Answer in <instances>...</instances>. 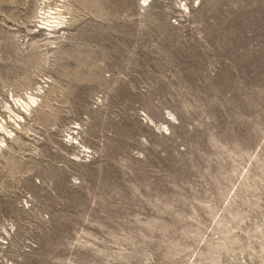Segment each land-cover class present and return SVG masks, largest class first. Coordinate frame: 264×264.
I'll return each instance as SVG.
<instances>
[{
	"label": "rangeland",
	"instance_id": "374dc122",
	"mask_svg": "<svg viewBox=\"0 0 264 264\" xmlns=\"http://www.w3.org/2000/svg\"><path fill=\"white\" fill-rule=\"evenodd\" d=\"M0 264H264V0H0Z\"/></svg>",
	"mask_w": 264,
	"mask_h": 264
},
{
	"label": "bare ground",
	"instance_id": "6f19581e",
	"mask_svg": "<svg viewBox=\"0 0 264 264\" xmlns=\"http://www.w3.org/2000/svg\"><path fill=\"white\" fill-rule=\"evenodd\" d=\"M51 14V13H50Z\"/></svg>",
	"mask_w": 264,
	"mask_h": 264
}]
</instances>
